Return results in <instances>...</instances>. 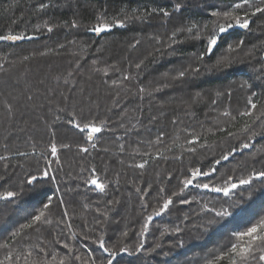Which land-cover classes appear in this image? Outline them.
<instances>
[{"label": "trees", "instance_id": "1", "mask_svg": "<svg viewBox=\"0 0 264 264\" xmlns=\"http://www.w3.org/2000/svg\"><path fill=\"white\" fill-rule=\"evenodd\" d=\"M178 2L181 10L177 12ZM237 2L240 0H0V35L26 37L16 43L0 41V156L8 157L0 161V176L4 177L0 192L19 193L0 200V245L7 244L0 247V260L11 253L20 257L13 264H60L66 256L70 264H82L63 247L69 243L75 254L87 259L91 252L100 264L109 258L94 242L102 238L117 252L113 264H206L220 250L230 248V242H236L234 233L246 231L264 218V182L259 179L238 185L228 197L190 186L181 197L173 198L165 213L154 217L148 232L140 235L146 216L162 203L159 189H166L165 197L171 195L191 168L207 170L235 148L212 176L199 179L221 184L232 176L238 183L253 170H264V123L258 120L241 131L250 122L239 115L250 107L249 97L258 103V109H264V15L252 17L248 29L234 25L232 31L220 34L212 54L206 55L203 63L199 60L200 53L206 52L214 23L226 22L211 13L229 11ZM41 3L48 7L41 9ZM153 9H164L170 16L152 13ZM145 12L152 14L143 20L129 19ZM234 15L243 16V10ZM117 20L125 21L124 26H118ZM73 21L76 27H72ZM99 23L111 27L99 35L89 30ZM192 23L199 28L189 33L186 27ZM48 27L53 30L47 31ZM176 29L181 31L172 43L169 37ZM241 40L240 49L228 50ZM222 57L228 63L217 67L216 61ZM141 60L144 63L137 69ZM197 67L198 73L172 78L179 71ZM69 71H73L70 78ZM126 74L134 78L123 81ZM113 80L122 81V86H113ZM140 87L151 95L141 98ZM157 88L160 90L153 91ZM61 93L71 95L67 103ZM82 97L96 102L91 115L85 107L84 117L110 121L96 135V148L66 122L73 102ZM6 104L12 106L11 115ZM60 107L64 113L57 112ZM76 111L79 116L80 108ZM225 111L231 115L225 116ZM57 115L63 118L56 121ZM221 128L225 131L218 130ZM229 131L235 135L227 136ZM161 133L162 140L157 143ZM53 134L60 163H53L55 172L51 175L57 182L42 178L28 185L27 176L39 175L38 169L46 163L32 153L48 152ZM194 137L199 138L195 144L186 142ZM64 143L71 147L59 148ZM244 143L249 147L242 148ZM78 145L89 147V153H81ZM192 147L194 152L187 150ZM17 152L30 155L19 156ZM144 160L148 163L143 169L135 167ZM93 167L106 184L103 193L85 183ZM144 190L147 195L142 201ZM48 196L53 198L51 223L11 240V233L26 223ZM180 199L190 203L181 204ZM117 200L119 203H108ZM205 205L227 209L229 215L219 218L215 211H201ZM65 207L70 217L66 223L72 224L75 239H69L68 231L61 234L63 225L57 226L64 219ZM209 220L214 222L209 224ZM175 227L181 232L174 233ZM165 228L169 231L164 232ZM141 242L143 250L136 253ZM41 247L46 251L40 252ZM121 247L129 251L121 252ZM28 251L33 255L26 261ZM220 264L229 262L223 258Z\"/></svg>", "mask_w": 264, "mask_h": 264}, {"label": "snow or ice", "instance_id": "2", "mask_svg": "<svg viewBox=\"0 0 264 264\" xmlns=\"http://www.w3.org/2000/svg\"><path fill=\"white\" fill-rule=\"evenodd\" d=\"M48 5L41 3L40 8H46ZM181 10V3H177L175 5L174 11H180ZM243 10V16L240 15H234V13ZM156 12H161L165 18H168L170 16V13L164 9H153L152 13ZM152 13L145 12L143 15H135L133 17H129V19L135 18V19H140L143 20L147 16L151 15ZM257 14L264 15V0H259L258 3H254L253 0H240V2H237L234 4L231 10L229 11H213L211 15L213 17H216L219 19L220 17H223L224 20L226 21L223 24H217L214 23L213 29H212V34L209 37L208 43H207V48L206 52H202L199 55V60L201 63H203L204 58L206 55H211L214 47L217 45L218 39L220 34L225 33L228 29L232 28L234 25H238L240 28L248 29L250 20L252 17H256ZM125 21L122 20H117L116 24L118 26H124ZM77 24L75 21L72 23V27H76ZM111 27L110 24L107 23H99L97 26L90 28V31H94L96 33H101L103 31L108 30ZM199 25L196 23H192L186 27V30L191 33L194 29H198ZM205 28L207 26L205 25ZM53 29L52 27H48L47 31L51 32ZM181 31V29H176L172 32L171 36L169 39L172 41V43H176V37L177 34ZM23 35H13V34H8V35H0V41H18L21 39H25ZM30 38V37H29ZM158 39V38H157ZM244 41H240L238 44L235 46L229 45L228 50L230 52H235L238 49L241 48L243 45ZM136 44H139V41H136ZM136 44L132 45V47H135ZM170 46V45H169ZM59 47H63V45H60ZM158 50V49H157ZM46 53H41V55H44ZM25 60L29 59V57H24ZM97 62L93 61V64L95 65ZM144 61L141 60L139 63L136 64V68L140 69L141 66L143 65ZM228 61L226 58L222 57L216 61V66L217 67H222L226 66ZM3 66L0 65V68ZM76 67L77 69L79 68V61L76 62ZM97 72H100L101 70L96 68L94 69ZM103 75L107 76L108 75V70L104 69ZM200 69L197 68H190V69H185L182 71H179L178 74L174 77H172L174 80L177 79H182L186 77L190 72L191 73H198ZM73 76V71H69L67 73V77H72ZM134 77H131L129 75H124L122 77L123 81H127L130 79H133ZM68 79H65V84H68ZM113 86H122V81H112ZM166 86V85H165ZM160 89H154L153 91H159ZM51 91V89L49 90ZM71 92V90H70ZM81 92H83V89H81ZM139 94H141V98H143L144 94L151 95V92H148L146 88L140 87L138 89ZM219 95V93H217ZM255 94H253L254 96ZM62 99L64 100L65 103L71 98V95H64L61 93ZM197 96H199V93H197ZM29 100H32L33 97L29 96ZM96 102L91 99V97L84 98L82 97L80 101H74L72 108V111H68L66 113L68 119L67 123L77 129L80 133L84 134V139L88 142L91 148H96V143L94 142L96 135L101 133L109 124L108 119H99L98 117H92V119H88L87 117L83 116V113L85 111V107H87L89 115H91V107L95 104ZM215 103V101H213ZM248 105L250 106L247 108V110L241 112L239 115L248 117L250 123H245L244 128L241 129V131L248 130L251 125H254L258 120L264 123V109H258V103L254 102L252 97L248 98L247 101ZM83 105V106H82ZM7 112L9 115H11L13 109L10 104L5 105ZM77 107L80 108V113L78 116V113L76 111ZM257 111H259V115H257ZM58 113H64L65 109L63 107H60L57 109ZM124 113H121V116H123ZM225 116H230L231 114L228 111L224 112ZM63 117L61 115H57L55 117L56 121H60ZM233 120H235L236 117H231ZM155 119V117H153ZM219 131H225L224 129H218ZM235 133L229 131L227 132V136L231 137L234 136ZM252 135H257V133L253 132ZM163 137V134L161 133L160 136L157 137L156 142L159 143L161 142ZM198 137H194L192 140L186 141L188 144L193 145L198 141ZM251 139V137H249ZM71 145L64 143L59 146V148H70ZM242 148H248L249 144L244 143L241 144ZM79 151L81 153H89V147L83 146V145H78ZM120 150L123 151V145L120 146ZM188 151H195V148H189L187 149ZM58 146L54 141V134H53V141L50 143L49 150L48 152L45 153H36L35 150L33 151L32 155H36L39 159H43L46 161L44 167L42 170L38 169L39 175H31L29 174L26 178V183L28 185H33L34 182H38L42 178H47L50 182L56 183L57 178L55 175H51L53 172H55V169L52 167L53 163L59 164L60 159L58 155ZM236 149L233 148L231 151L223 154L219 159H217L214 164L207 170H203L201 167H195L190 169V175H185L183 179L179 181V184L181 185L177 191H173L171 195L164 196V193L166 189L164 187H161L159 189L158 193V198L162 200V203L153 209L151 214H148L146 216L145 222L142 224L141 229H140V235L143 236L146 232L149 230L150 222L154 219L156 216H160L161 214L165 213L170 205L174 203L175 197H181L183 193L190 187H195L199 189H204L209 192H215V193H223L225 197H228L232 190L236 189L238 185H248L250 184L253 180L259 179L262 182H264V170L256 171L253 170L252 174L248 175L247 177H241L238 179L237 182H233V177L229 176L226 180H224L223 183L217 184L213 183L211 181L209 182H203L199 178L201 177H210L212 176L216 171L217 168L216 166L219 165L222 161H227L233 153H235ZM50 153V155H49ZM16 155L19 156H29V153H24V152H17ZM147 155V154H145ZM153 159L155 157H152ZM8 157L6 156H0V161H5L7 160ZM148 163V160H144L141 163H138L135 165V167L143 169L145 165ZM0 180H4L3 176H0ZM85 183L88 185H93L95 186V189L99 190L101 193L105 192L106 189V184L102 182L96 175V169L93 167L91 170V175L89 178L85 180ZM59 191V189H57ZM137 191L140 192L141 189L137 188ZM145 195L141 196V200L144 201L145 197L147 195V190H144ZM19 195V193L15 191H4L0 192V200H9L11 198L16 197ZM195 199V198H193ZM109 204H116L119 203V201H109ZM181 204H189L190 201L187 199H180ZM53 205V198L51 196H48L46 199V202H42V207L36 210L35 214H31V217L29 220H27L26 223L20 225V227L11 233V240H17V237L21 236V233L26 234V230H33V231H40L44 225H48L51 223V220L49 219V214L51 212V206ZM59 205L64 206V201L59 200ZM145 210L147 209L148 205L147 203H144L142 205ZM87 207V206H86ZM201 211L211 213L215 211V216L219 218H224L229 215V212L227 209L221 208L220 210H215L214 208H208L207 205H205ZM64 219L60 222H58V227L63 225V227H60V232L61 234L64 233V231H68L71 233L69 239H75L77 233L73 231L72 224L71 223H66L67 219H70L69 214L67 212V209L65 207V211L63 213ZM187 219V217H185ZM214 221L209 220V224L213 223ZM169 229L165 228L164 232H168ZM174 233H179L181 232L180 227H175L172 229ZM124 236H127V232L123 233ZM234 236L236 238V242H230V248H228L226 251L220 250L218 255H215L212 259H209L206 261V264H220V261L223 258H227L229 264H264V218L259 219L257 223L252 224L251 227H248L246 231H238L234 233ZM245 238H247L245 240ZM99 245L101 249H103L104 252L108 253V259L106 261L101 260L100 264H113V257L117 255V252L113 250L112 248H109L106 246L104 240L102 238L97 239L94 241ZM57 243H59V240H57ZM0 247H7V244L5 245H0ZM64 248L68 249L69 254L74 256V259L76 261H81L82 264H97V259L92 255L91 252L87 253V259H84L81 255L75 254L73 250V246L69 243H64L63 245ZM143 250V243H139L136 248L135 252L140 253ZM40 252H45L46 249L44 247H41L39 249ZM121 252L129 251L128 248L126 247H121L119 249ZM150 251V250H149ZM33 255L32 251H28L25 254V258L27 261L28 257H31ZM55 259V255L53 256ZM16 260L17 262L19 261L20 257L16 256L15 258L12 256L11 253L7 254L3 260H0V264H13V260ZM65 261H69L70 264V258L68 256L62 257L60 260V264H65Z\"/></svg>", "mask_w": 264, "mask_h": 264}, {"label": "water", "instance_id": "3", "mask_svg": "<svg viewBox=\"0 0 264 264\" xmlns=\"http://www.w3.org/2000/svg\"><path fill=\"white\" fill-rule=\"evenodd\" d=\"M233 30V27L228 29V31H232ZM96 33V32H95ZM97 35H99L100 33H96ZM22 40V39H21ZM21 40H18V41H6L7 43H16V42H20Z\"/></svg>", "mask_w": 264, "mask_h": 264}]
</instances>
